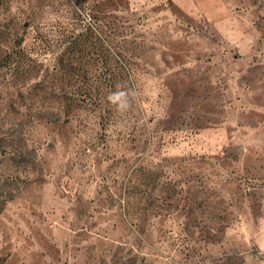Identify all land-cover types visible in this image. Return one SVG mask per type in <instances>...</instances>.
<instances>
[{
  "label": "rangeland",
  "instance_id": "rangeland-1",
  "mask_svg": "<svg viewBox=\"0 0 264 264\" xmlns=\"http://www.w3.org/2000/svg\"><path fill=\"white\" fill-rule=\"evenodd\" d=\"M261 232L264 0H0V264H258Z\"/></svg>",
  "mask_w": 264,
  "mask_h": 264
},
{
  "label": "clouds",
  "instance_id": "clouds-1",
  "mask_svg": "<svg viewBox=\"0 0 264 264\" xmlns=\"http://www.w3.org/2000/svg\"><path fill=\"white\" fill-rule=\"evenodd\" d=\"M108 100L111 101L112 104L117 105L121 110L127 107V94L123 91L110 94Z\"/></svg>",
  "mask_w": 264,
  "mask_h": 264
},
{
  "label": "crops",
  "instance_id": "crops-1",
  "mask_svg": "<svg viewBox=\"0 0 264 264\" xmlns=\"http://www.w3.org/2000/svg\"><path fill=\"white\" fill-rule=\"evenodd\" d=\"M253 245L259 255L260 261L258 264H264V233H259L257 237H255L253 241ZM247 264H252L250 260H248Z\"/></svg>",
  "mask_w": 264,
  "mask_h": 264
}]
</instances>
